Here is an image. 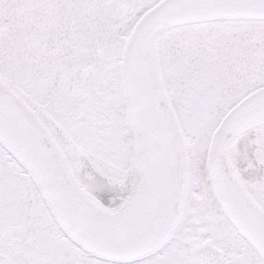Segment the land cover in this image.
I'll use <instances>...</instances> for the list:
<instances>
[{
	"label": "snow or ice",
	"instance_id": "snow-or-ice-1",
	"mask_svg": "<svg viewBox=\"0 0 264 264\" xmlns=\"http://www.w3.org/2000/svg\"><path fill=\"white\" fill-rule=\"evenodd\" d=\"M0 264H264V0H0Z\"/></svg>",
	"mask_w": 264,
	"mask_h": 264
}]
</instances>
